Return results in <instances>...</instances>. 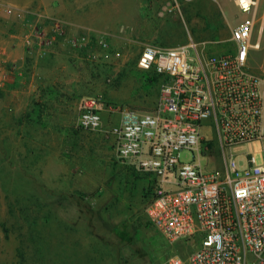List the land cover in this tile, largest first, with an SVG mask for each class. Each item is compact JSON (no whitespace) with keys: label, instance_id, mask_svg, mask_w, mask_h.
I'll use <instances>...</instances> for the list:
<instances>
[{"label":"rangeland","instance_id":"obj_1","mask_svg":"<svg viewBox=\"0 0 264 264\" xmlns=\"http://www.w3.org/2000/svg\"><path fill=\"white\" fill-rule=\"evenodd\" d=\"M203 4L214 19L195 12ZM254 12L260 43L247 64L264 85V0ZM246 15L234 0H0V264H157L197 246L169 243L150 223L148 178L117 156L107 129L117 109L156 100L161 82L136 65L143 46L213 37L212 50H232L231 29ZM46 34L53 41L41 54ZM87 96L101 102L98 129L77 124ZM209 149L200 163L221 173L224 154ZM225 151L239 171L248 155L263 161L259 140ZM179 159L193 154L182 149Z\"/></svg>","mask_w":264,"mask_h":264},{"label":"built area","instance_id":"obj_2","mask_svg":"<svg viewBox=\"0 0 264 264\" xmlns=\"http://www.w3.org/2000/svg\"><path fill=\"white\" fill-rule=\"evenodd\" d=\"M234 4L247 15L231 29L232 50L193 39L143 46L137 67L164 76L156 100L149 109H117L107 129L117 156L154 178L145 208L150 223L169 243L197 239L187 256L172 253L157 264H264V85L247 64L260 43L253 40L257 0ZM52 39L41 36V54ZM100 104L96 97L81 100L77 124L100 128ZM254 140L262 144L263 161L248 155V167L239 171L225 149ZM212 145L224 154L221 173L200 163L212 156ZM182 149L192 152V161H180Z\"/></svg>","mask_w":264,"mask_h":264},{"label":"trees","instance_id":"obj_3","mask_svg":"<svg viewBox=\"0 0 264 264\" xmlns=\"http://www.w3.org/2000/svg\"><path fill=\"white\" fill-rule=\"evenodd\" d=\"M146 71V76H147V81H149V82H151V83H154V84H158V83H160L162 80H163V78H164V76H163V74H161V73H157V72H155V71H153V70H145ZM50 96H49V99H51V96L53 95V96H55L53 93H50L49 94ZM133 170H136L135 169V167H133ZM139 172H141V171H139ZM142 175H143V177H147L148 178V180H147V185H146V188H145V193L148 195V196H150L151 197V195H152V187H153V181H154V178H152L151 176H149L148 174H146V173H143L142 172ZM114 228H116V226H114ZM33 243L36 245V247H35V254L37 255V254H40L42 251H41V249L42 248H38V244L35 242V241H33ZM24 253L25 252H23L21 249H17V255H18V257H22V258H24Z\"/></svg>","mask_w":264,"mask_h":264},{"label":"crops","instance_id":"obj_4","mask_svg":"<svg viewBox=\"0 0 264 264\" xmlns=\"http://www.w3.org/2000/svg\"><path fill=\"white\" fill-rule=\"evenodd\" d=\"M195 12L196 13L199 12V15L203 16V21L206 19V17L209 18V19H211V18L214 19L217 16L216 14H215L216 16H214V15L210 16L211 15V6L208 5V4L200 5V7H197V9H195ZM221 12H222V10H221ZM204 14H207L208 16H205ZM211 38H213V37L205 38L204 41H211L210 40ZM10 61H12V60H10Z\"/></svg>","mask_w":264,"mask_h":264}]
</instances>
